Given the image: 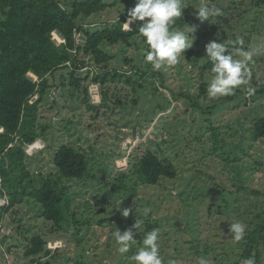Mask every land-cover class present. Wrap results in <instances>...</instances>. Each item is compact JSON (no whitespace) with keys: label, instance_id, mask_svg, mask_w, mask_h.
<instances>
[{"label":"rangeland","instance_id":"rangeland-1","mask_svg":"<svg viewBox=\"0 0 264 264\" xmlns=\"http://www.w3.org/2000/svg\"><path fill=\"white\" fill-rule=\"evenodd\" d=\"M71 1L59 0L63 7ZM101 2L104 11L80 17L79 24L89 32L115 24L120 16L127 21L137 0ZM182 3L186 27L175 29L193 43L176 65L154 69L137 38L130 48L103 45L112 60L104 69L89 65L88 70L123 77H109L103 86L96 85V93L89 90L92 74L78 91L69 86L66 70L50 78L37 122L46 138L36 140L39 147L26 166L34 178L43 175L65 188L70 217L63 231L53 233V225L42 219L41 206L25 195L4 215V227L13 237H0L1 264L6 257L10 264H135L130 257L143 235L156 228L163 264H199L201 257L209 264H244V245L234 240L230 225L241 223L238 212L260 203V198L238 188L264 190V139L252 138L255 122L264 118V0ZM201 4L220 12L201 21L196 9ZM76 41H84L81 34ZM212 41L233 46L236 59H244L241 52L251 53L247 84L216 98L207 91L214 74L203 70L209 61L205 46ZM62 145L87 156V178L54 177L53 157ZM148 151L172 162L177 177L145 185L131 171ZM236 192L223 199L222 194ZM124 209L129 210L127 217ZM136 220L141 234L134 228ZM118 230H132L137 240L124 254L119 252ZM37 234L48 238L49 254L26 258L24 237ZM259 264H264V252Z\"/></svg>","mask_w":264,"mask_h":264},{"label":"trees","instance_id":"trees-1","mask_svg":"<svg viewBox=\"0 0 264 264\" xmlns=\"http://www.w3.org/2000/svg\"><path fill=\"white\" fill-rule=\"evenodd\" d=\"M105 8L101 0H72L68 7H63L59 0H0V127L4 130L0 134V173L9 198V206L0 211V216L20 205L27 195L41 206L42 219L53 225V233L63 231V225L68 223L70 200L65 188L60 187L55 179L43 175L37 179L31 176L26 166L29 158L24 152V145L46 138L44 130H37V122L42 102L52 85L50 78L56 72L68 71L69 86L78 91L90 74L92 83L100 86L109 77H123L117 72L107 71L100 75L88 70L89 65L103 68L112 60V56L103 50V45L130 48L133 41L139 38L147 55L149 46L139 32L143 21H135L131 30H125L123 23L126 18L120 16L115 24L92 32L79 24L80 17H90ZM186 23L187 19L181 15L175 19L173 27L184 28ZM53 32L65 42L57 45L52 39ZM77 34L84 39L81 44L76 41ZM227 47L236 59L235 48ZM88 57V62H85ZM211 69L212 62L209 60L203 70L212 73ZM28 74L34 75L37 80L34 81ZM201 89L204 93L206 86L202 84ZM84 92L87 94L86 88ZM35 94L38 99L29 104L28 100ZM14 136L19 138L16 143ZM252 138L254 141L264 139V118L255 122ZM9 144L14 145L8 148ZM53 167L56 169L54 177L57 175L62 179L81 180L89 175L87 156L69 145H62L55 152ZM131 172L149 186L157 185L161 179L173 180L177 177L172 162L162 161L150 151L142 155ZM240 189L260 198L259 204L252 203L237 214L245 225L244 236L240 240L244 245L241 259L245 261L252 257L255 264H259L264 252V190L242 187L238 191ZM232 194H222L223 199L232 198L237 192ZM72 218L75 225L77 220L73 214ZM11 237H4V240ZM24 241L26 258L49 254V240L43 235H29L24 237ZM74 264L86 263L78 260Z\"/></svg>","mask_w":264,"mask_h":264},{"label":"clouds","instance_id":"clouds-1","mask_svg":"<svg viewBox=\"0 0 264 264\" xmlns=\"http://www.w3.org/2000/svg\"><path fill=\"white\" fill-rule=\"evenodd\" d=\"M184 8L182 0H137L136 6L128 13V20L123 23L125 29H130L133 22L144 21L139 27V32L149 46L145 59L156 70L176 65L181 56L192 47L193 41L188 35L173 27L175 19L182 15ZM196 9L201 21L217 16L220 12L218 7L208 4H201ZM205 52L206 57L212 62L211 71L214 73L207 89L210 97L230 95L237 88L247 84L246 61L251 58V53L241 52L244 59H235L227 46L215 41L205 46ZM122 214L127 217L129 210H122ZM134 228L140 233L141 224L137 220ZM230 232L234 240L240 241L244 236L245 225L240 222L231 223ZM116 239L120 244L121 254L129 252L132 245L137 242L132 230L124 231L123 234L118 230ZM158 241L157 228L147 231L143 235L141 246L130 259L135 264H163ZM199 264L209 262L201 257ZM244 264H255V259L250 257Z\"/></svg>","mask_w":264,"mask_h":264},{"label":"built area","instance_id":"built-area-1","mask_svg":"<svg viewBox=\"0 0 264 264\" xmlns=\"http://www.w3.org/2000/svg\"><path fill=\"white\" fill-rule=\"evenodd\" d=\"M53 35V38H56L58 44L57 45H60V44H63L65 41L64 39H62L60 36H58V34H56V32H53L52 33ZM34 81L37 80V78L32 75V74H28ZM89 90L91 93H96L97 92V87H96V84L92 83L89 87ZM53 95H55V92L52 93V98H53ZM38 99V96L37 94L33 95L29 100H28V103L29 104H33L36 100ZM3 128L0 127V134L3 133ZM18 136H14V142L16 143L17 140H18ZM39 141H35L33 144L31 145H24V152L27 156H31L33 151H35L36 149H38L39 147ZM14 144H9L8 148H11L13 147ZM9 206V198H8V195L5 191V189L3 188V177L0 173V211L7 208ZM4 213H2V216H0V237L1 239L4 238V237H8L11 235V229H5L4 227ZM4 253V252H3ZM4 256H5V253H4ZM6 263H3V264H10L9 263V258L6 257ZM1 264V263H0Z\"/></svg>","mask_w":264,"mask_h":264}]
</instances>
